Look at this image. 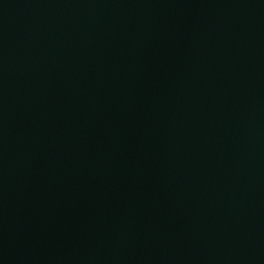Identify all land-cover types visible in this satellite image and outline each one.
<instances>
[{
    "label": "water",
    "instance_id": "water-1",
    "mask_svg": "<svg viewBox=\"0 0 264 264\" xmlns=\"http://www.w3.org/2000/svg\"><path fill=\"white\" fill-rule=\"evenodd\" d=\"M0 264H264V0H0Z\"/></svg>",
    "mask_w": 264,
    "mask_h": 264
}]
</instances>
